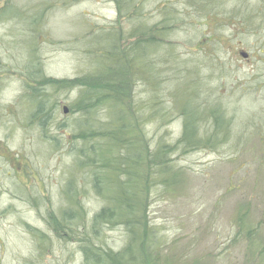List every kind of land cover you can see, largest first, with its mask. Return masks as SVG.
<instances>
[{
  "label": "rangeland",
  "instance_id": "obj_1",
  "mask_svg": "<svg viewBox=\"0 0 264 264\" xmlns=\"http://www.w3.org/2000/svg\"><path fill=\"white\" fill-rule=\"evenodd\" d=\"M3 1L9 4L0 14V264H94V245L112 252L126 245L123 227L97 234L91 227L107 196L125 198L120 181L125 175L117 171V187L97 182L93 188V175L106 164L96 157L91 163L89 146L75 136L73 102L79 94L62 88L50 96L47 80L72 81L100 69L94 64L100 35L114 36L112 28L125 35L140 21L145 28L165 17L166 45L146 56L160 70L155 90L134 79L122 95L136 144L143 146L140 161L167 160L166 172L176 175L166 187L160 183L164 178L150 176L143 221L153 226L147 236L157 242L158 260L145 254L143 263L264 264V150L256 136L233 148L234 138L251 130L250 122L264 121V64L251 57L264 52V23L242 27L220 21L241 0H0V5ZM138 9L145 18L140 20ZM34 88L47 94L46 106L58 105L40 126L30 116ZM178 95L188 96L182 113L200 118L195 139L202 143L178 141L183 115L171 107ZM221 105L233 119L224 146L211 134V117L220 115L222 125ZM63 106L72 113L64 115ZM97 130L86 131L85 140ZM160 143L170 146L164 155L157 150ZM77 151L84 163L76 161ZM115 158L106 167L119 161ZM239 227L244 230L237 233ZM250 229L254 233L245 237Z\"/></svg>",
  "mask_w": 264,
  "mask_h": 264
},
{
  "label": "trees",
  "instance_id": "obj_2",
  "mask_svg": "<svg viewBox=\"0 0 264 264\" xmlns=\"http://www.w3.org/2000/svg\"><path fill=\"white\" fill-rule=\"evenodd\" d=\"M134 7V4H132V7H130L132 12L129 10L132 15L136 14L135 12L137 11L134 10ZM161 10L166 11V6ZM138 13L140 20L143 19V13H141L139 9ZM167 18L168 17L162 19L161 23H159L160 25L154 24V26L151 25L145 28H142V23L139 20L140 24L131 27L125 35H121L115 28H112L116 31L114 36L108 33L112 31H108V34L104 36L100 35L97 38L100 39L95 40L98 42V46L100 48L102 47L99 53V59L96 57V54H94V64L97 67H101L100 69L92 73L83 74V76L75 78L72 81L54 80L53 78L47 80L52 88L49 94L50 96H53L62 88L76 89L77 95L79 94L73 102V109L76 110L74 113L77 116L76 122L78 123L76 126L79 129V132L77 131L75 136L81 139L84 148L86 145L89 146L87 151L88 155L92 157L89 159L91 163L96 161V157L98 161L106 164L99 169L101 171L98 177L94 176L95 174L93 175V181L91 182L93 188L95 187L96 189L94 183L97 182L101 188L105 182L117 187L116 182L121 179L117 171L125 175V179L120 180L122 182L121 191L126 193V195L124 194L125 198L107 196L106 200L108 202L105 200V206L94 213V222H91V227H94V234H97V231L104 227L110 228L115 225L123 227L126 236V245L118 252H112L94 245V264H144L143 262H145V260L143 257L145 254L146 258L152 259L153 262L158 260L157 252L153 251L157 242L149 240L147 236V230H153V226L147 225L145 221H143L145 218V206L142 200L144 199L148 187L152 185L150 176L155 175L158 180L164 178L163 180L161 179L160 183L166 187L168 185L166 183H171V179H174L176 175L171 176L166 172L170 169V166L167 165V160L160 161L159 164H148V162L140 161L141 157L138 155H140L143 146L141 144L139 145V143L136 144L137 135L134 130V123H132L133 120L131 121V119H129L127 110H124L122 95H128L130 91L128 87L129 82L131 83L134 79L140 80L143 84L155 90L152 85L155 86L157 84L158 77H160V70L153 65L152 61L147 60L146 56H149L150 52L161 49L162 46L160 47L159 44L166 45L164 42V31L166 30V22L170 19ZM91 58L88 57L90 64L93 63V57ZM103 63L105 64L104 66H102ZM128 76H130V78ZM31 90L32 93L30 94L31 97H33L31 98V103L33 107L30 116L34 122L40 126L49 115H53L54 109L58 105L53 102L49 107L48 105L46 106V104L49 103L47 94L43 91L41 92L39 88ZM193 94L194 93L191 92L189 97L192 98ZM187 97L185 98L182 95L176 96L177 99L174 100L173 98L171 107L176 113L183 115V130L178 141L182 142L191 139V142H194V145H196V143H202V140L195 139L196 136H199L198 122L200 118L195 119L192 115H186V113L184 114L180 110V107H182L181 105L187 101ZM149 105H152V102H150L148 106ZM222 112L223 111L220 110L221 117ZM68 113H72L71 108H68ZM211 118L214 125L211 134H213L212 137H215L218 134L220 115L218 118L219 121L216 117ZM135 120L137 121V118ZM84 124H86V126ZM91 129H99L97 130L98 132H94V137L87 139L89 141L94 139V142H89L84 138L85 132ZM103 129L107 130L108 134L104 135ZM102 131L104 134H102ZM91 135H93V133ZM186 142L189 143L190 141L187 140ZM133 144H136V146ZM169 147L170 146L166 144L160 143L157 145V150L164 155L166 149ZM84 148L83 150L86 151ZM118 148L121 149L119 151H121L122 155L116 153ZM134 152L135 156L138 158L133 157ZM80 155L81 152L78 153L77 151L76 161L78 158L80 160ZM112 156L119 159V161L115 162L112 167H106L107 164L111 165L112 162L110 161H114ZM84 161L86 162V159ZM81 162L84 163L83 161ZM121 164L123 165V171L117 169ZM88 168L96 171L95 167L89 166ZM168 176L170 178H168ZM127 183L131 185L127 186ZM121 191L119 192V189H117V192L120 194ZM139 198L141 200H139ZM140 203L143 205H140L143 208V212L140 211ZM65 215L63 219L66 221L68 215ZM238 219L242 220V215H240ZM240 228L241 227L238 228L237 233L244 230ZM139 232L143 233L142 238L139 237ZM252 233H254V231L250 229L244 234L245 237H249ZM94 237L96 236L94 235ZM95 242L96 240L94 238V244Z\"/></svg>",
  "mask_w": 264,
  "mask_h": 264
},
{
  "label": "flooded vegetation",
  "instance_id": "obj_3",
  "mask_svg": "<svg viewBox=\"0 0 264 264\" xmlns=\"http://www.w3.org/2000/svg\"><path fill=\"white\" fill-rule=\"evenodd\" d=\"M242 3V4H241ZM239 3V8L236 7L234 12L230 11L228 16L221 17L223 23L230 25H238V26H258L260 23H264V0H252L250 3L244 0H241ZM254 5V7L252 6ZM252 6V7H251ZM246 57L244 58L245 61L250 60V56L248 53H244ZM253 58V63H258L259 61L264 64V52L263 51H254L251 55ZM252 63V64H253ZM254 65V64H253ZM257 69V67H256ZM255 69V70H256ZM264 75V73H263ZM255 80V79H253ZM258 83V82H257ZM256 83V84H257ZM223 111L221 117V124L219 127V138L221 137L220 146L228 145L230 141V137H232V128H233V119L232 116L227 115L225 108L222 107ZM251 130L245 133L247 134H240L238 137L234 138V146L246 143L248 138L252 136H256L258 139V146L264 150V121L263 122H250ZM252 139V138H251ZM244 141V142H242ZM232 148V149H233ZM236 150V149H235ZM239 169H243V165L239 164Z\"/></svg>",
  "mask_w": 264,
  "mask_h": 264
},
{
  "label": "water",
  "instance_id": "obj_4",
  "mask_svg": "<svg viewBox=\"0 0 264 264\" xmlns=\"http://www.w3.org/2000/svg\"><path fill=\"white\" fill-rule=\"evenodd\" d=\"M244 56V55H243ZM62 111H63V113L65 114L66 112H67V108L66 107H63L62 108Z\"/></svg>",
  "mask_w": 264,
  "mask_h": 264
}]
</instances>
